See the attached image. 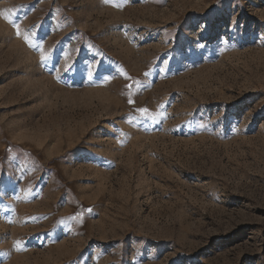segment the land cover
Instances as JSON below:
<instances>
[{
    "label": "rangeland",
    "instance_id": "1",
    "mask_svg": "<svg viewBox=\"0 0 264 264\" xmlns=\"http://www.w3.org/2000/svg\"><path fill=\"white\" fill-rule=\"evenodd\" d=\"M0 264H264V0H0Z\"/></svg>",
    "mask_w": 264,
    "mask_h": 264
},
{
    "label": "snow or ice",
    "instance_id": "2",
    "mask_svg": "<svg viewBox=\"0 0 264 264\" xmlns=\"http://www.w3.org/2000/svg\"><path fill=\"white\" fill-rule=\"evenodd\" d=\"M105 2H108V0H105ZM16 29H17V36L19 37L21 35L20 30H19V25H16ZM23 38H24L25 42L28 41V36L26 34L24 35ZM43 59H44V57H41V60H43ZM141 112H147V109H141Z\"/></svg>",
    "mask_w": 264,
    "mask_h": 264
}]
</instances>
